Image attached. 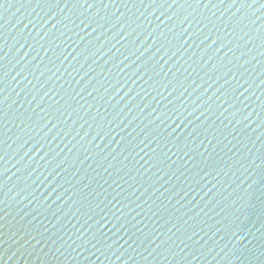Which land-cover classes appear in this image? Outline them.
I'll return each mask as SVG.
<instances>
[{"label": "water", "instance_id": "95a60500", "mask_svg": "<svg viewBox=\"0 0 264 264\" xmlns=\"http://www.w3.org/2000/svg\"><path fill=\"white\" fill-rule=\"evenodd\" d=\"M0 264H264V0H0Z\"/></svg>", "mask_w": 264, "mask_h": 264}]
</instances>
